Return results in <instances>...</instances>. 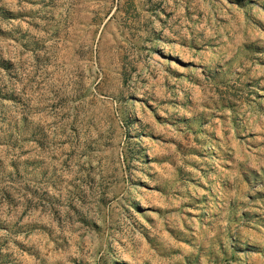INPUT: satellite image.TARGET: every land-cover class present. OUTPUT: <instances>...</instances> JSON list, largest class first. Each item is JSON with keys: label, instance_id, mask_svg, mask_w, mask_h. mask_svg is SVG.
<instances>
[{"label": "rangeland", "instance_id": "374dc122", "mask_svg": "<svg viewBox=\"0 0 264 264\" xmlns=\"http://www.w3.org/2000/svg\"><path fill=\"white\" fill-rule=\"evenodd\" d=\"M0 264H264V0H0Z\"/></svg>", "mask_w": 264, "mask_h": 264}]
</instances>
